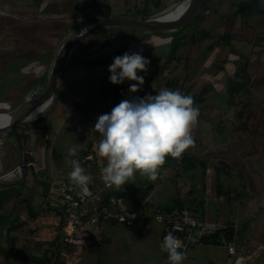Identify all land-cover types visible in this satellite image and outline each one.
<instances>
[{
	"label": "crops",
	"instance_id": "1",
	"mask_svg": "<svg viewBox=\"0 0 264 264\" xmlns=\"http://www.w3.org/2000/svg\"><path fill=\"white\" fill-rule=\"evenodd\" d=\"M110 1L69 0V5H66L67 0H0V11L6 14V16H2L1 18H15L24 21L34 19L44 25V33L34 36L36 44L26 46L27 52L25 51V56H30L32 59L27 61L25 59L19 60L20 70L23 74H26L25 69L31 63L36 64L30 73L32 72L31 75L33 74L32 80H38V86L37 83L35 84L36 86L34 85L35 87L33 84L27 85L24 87V94L18 96L16 100H24L22 103L28 102L32 98L40 97L47 88L49 66H47L46 61L49 62L51 58L54 61V54L57 49L59 47L62 48L67 42L66 39L62 38L57 46L60 35L52 44V35L48 34H54L57 31L58 24H63L64 31L74 29L69 25L74 14L73 11L77 8L80 11V8L88 10L91 3L97 4L98 2L95 9L99 12H101L100 8L107 9L110 11L112 18L122 17L121 1ZM183 2L184 0H145V3L141 4H143V9L150 11L149 17L153 18L155 17L154 14L157 15L159 11H165V6H167V11H165L167 13ZM128 5V9L135 7V5L132 7L130 3ZM100 15L104 16L101 13ZM139 15L143 18V14L139 13ZM59 17L62 19H59ZM129 17H134L138 20L135 14L134 16L129 15ZM122 29L113 28L97 33L101 34L116 30L113 35H110L111 37L108 36V39H100L95 45H92L94 48H97L98 43L102 41L104 45L118 46V49L112 53L103 57H96L98 55L97 52L91 55L88 54L89 51L85 53L84 51L77 50L57 79L55 91L58 89L59 93L56 92L57 99L54 106L43 115L27 121L23 132V135H27V137L17 141L22 147L25 162L26 154L30 158L29 168L27 171L24 170V179L21 182L20 176L10 178L7 175L17 165H20L18 144H12L8 141V144H10L9 149L0 153V183L3 184L0 186V264H26L28 261H33L35 264L107 263L106 261H102L103 247L106 248L107 243L101 242V240L103 237L104 241L107 239L110 242L105 235V231H109L110 227H115L120 223H117L115 220H105L103 215L99 213L97 215L92 214L90 220L83 222L81 220L85 215L83 214V210L66 204V201L70 197L77 195V198H79L81 196L79 194L80 189L69 181L68 172L71 171V165L68 161L71 159L79 160L82 167L85 168L86 174L91 175V182L87 186L88 191L84 195L90 200L91 204L89 208L92 209V202L96 201L94 198L97 199L101 196L99 190L102 191L104 188L102 186L104 182L101 178V169L106 164V161L97 155V145L101 136L98 132L92 130L97 117L101 114L110 113L112 108L124 99L132 97L143 98L149 95L152 90L149 83L155 80L162 67L165 66V61L171 50L168 43H166L168 41L167 36L171 33L150 32L151 34H148L145 31H141L145 32V35L138 39L132 37V33L139 30L131 31L123 29L125 30L123 31ZM88 41L89 39L81 46H84ZM130 43L133 45L132 48H130ZM92 46L90 47L91 49L93 48ZM145 46L147 52H145ZM133 47H136L137 51L142 49L141 54L143 56L144 53L147 54L150 51L151 57H153V62L148 67L147 73L138 72V75L144 77L145 82L136 93L129 92V87L132 83H135L134 81L125 80L123 84L114 85L109 81L110 73L108 71L114 57L121 56L125 52H130ZM3 50L5 49H0V57L5 54ZM77 52H80L79 57H75ZM83 55L84 58H82ZM19 56L20 58L24 57V54L22 53ZM156 56H160L162 59L156 60ZM74 58V64L71 65ZM37 63L38 65L40 63L46 64L45 72L42 75L43 69L38 67ZM59 95H61L60 98L58 97ZM22 103L18 102L16 104L21 105ZM222 125L224 126V129H222L224 131H219L220 133L214 129H204L205 126L202 130L198 127L199 133L192 134L194 141L195 138H198V143H195L192 149L189 148L185 152L189 154V152L193 151V155L203 160H212L216 156L217 158L222 157L228 164V133H226L228 132V125ZM193 130L196 132V127ZM73 146L77 148V155L75 157H68V150ZM217 151L219 152L216 154ZM207 169L202 184L206 186L209 194H212V187L217 184L216 182H219L221 185L227 187L225 193L228 195V174L225 173L223 177V174H221L218 177L214 167L208 166ZM161 170L162 176L166 173L169 174L172 171L169 167V162L166 161ZM163 171L165 172L163 173ZM186 172L181 174L176 172L172 177L171 185L160 181L159 178L155 184L159 186L157 185L154 188L155 190L150 194L153 196V194L157 193L159 196L157 197L159 203L154 204V206L161 209L173 206L179 207L181 205L179 200H185L186 204H188L187 208L195 209L199 216L201 215L204 220H207L205 213L206 208H209L210 200L205 205H196V202L199 200L194 201L192 197H190L191 200H187L188 198L183 193L185 185H187V192H194L196 190L194 181L191 179L193 177L191 176L192 174L188 171ZM239 175L240 177L238 178H241L243 183H248L249 180L257 178L255 176L243 175L242 173H239ZM4 176L6 179L3 178ZM176 182L179 188L184 187L183 191L172 187L173 184L176 185ZM43 183L49 187L47 195L44 194ZM164 184L167 187H162ZM163 192H168V201H172V204H167V200L163 199ZM224 198L222 197L220 201L222 208L220 216L226 215L228 217V210L226 212L223 211L226 204ZM129 199V196L126 197L125 202L127 200L126 205L132 210L135 207V203H131ZM198 210H202V212ZM100 217L103 221H99ZM212 223L216 222L212 221ZM87 224L91 226H87ZM158 224L161 223L158 222ZM217 224L219 225V223ZM135 225L127 227H135ZM155 231L157 232V237H159L158 243L161 244L166 236L163 225ZM67 235L73 236V238L69 239L71 243L67 239L65 241ZM215 245H223L225 248V255L223 256L222 253L220 256V259H222L220 264H229L230 260L226 243ZM201 246H204L206 250L199 249ZM210 246L200 244L192 248L195 249V253H191L190 256L187 255L183 264H205L204 260L208 261V264H214L213 257L215 256V252L209 249ZM142 250V255L145 254L146 256L139 257L137 264H168L167 253L162 252L158 247L157 254L152 249L146 251L147 246H142ZM114 262L117 264H127L125 260H121V262L114 260Z\"/></svg>",
	"mask_w": 264,
	"mask_h": 264
},
{
	"label": "rangeland",
	"instance_id": "2",
	"mask_svg": "<svg viewBox=\"0 0 264 264\" xmlns=\"http://www.w3.org/2000/svg\"><path fill=\"white\" fill-rule=\"evenodd\" d=\"M68 1L66 5H69ZM107 1L111 2L110 0ZM120 1L122 5L121 15L134 16L135 14L138 20L143 21L138 10L143 9V4L141 3H145V0ZM188 1L190 0H184V2ZM243 1L247 0H211L210 13L205 14L207 16L205 22L184 30L181 35V46L177 51V59L165 66L156 76L155 80L149 83L152 89L149 95H155L164 88L170 90L179 89L183 94L191 96L205 93V103L196 104L200 109V116L196 132L193 130L192 134H198V127L202 130L204 126V129L210 128L220 133L219 131H224L222 130L224 129L222 124L228 125V132H226L228 133V164L224 161V158H217L216 155L212 160H205L208 166L216 169L218 177L221 174H223L222 177L225 173L228 174V195L225 193L227 187L221 185L219 182H216L217 184L212 187V194H209L206 186L202 184L208 170H206L207 166L196 168V165V169L191 168L187 170L184 166L181 167L179 163L181 158H179V162H176L175 159L171 160L169 167L172 171L162 176L161 170L158 178L152 182L157 183L160 178V181L171 185L172 177L176 172L179 174L187 173L186 171L190 172L191 176H193L191 179L194 181V187L196 188L194 192H187V185H185V190L183 191L184 187L179 188L177 182L172 187L182 190L185 197L188 198L187 200H191L190 197L194 201L199 200L196 202L197 204L195 203L196 205H205L210 200L209 208H206L205 213L207 221L219 223L220 228L223 229L233 228L237 243L241 247L248 251L259 252L255 264H264V14L243 18L238 13V6ZM129 3L132 7L134 5L135 7L128 9ZM258 4L264 11V0H259ZM95 5H98V2ZM95 5L93 3L89 4L90 8L88 10L80 8V11L77 8L73 11L74 14L69 25L74 29L64 31L63 24H58L57 31L54 34H48L52 35V44L60 35L57 46L62 38L68 41L78 31V25H82L91 19H96L101 16L100 13L102 15L106 13L107 9L98 6L101 9V12H99L95 9ZM166 8L167 6H165V11H167ZM165 11L162 10L157 15L154 14L155 17L150 18V20L167 14L168 12L165 13ZM59 19L62 18L59 17ZM184 27L178 29V31ZM114 31L116 30L95 34L87 42L89 45L86 43V45L80 46L78 50L87 53L92 45H95L100 39H108V36L113 35ZM201 31H204V33H201ZM40 33H44V25L37 20L28 19L24 21L0 17V49H5L3 50L5 54L0 57V113L16 115L20 111L21 106L27 103L26 101L21 105L16 104V98L24 94V87L29 84H33L34 86L38 82L36 79H31L33 74L31 75L32 72L30 73L36 64L33 63V65L31 63L25 69L26 74H23L20 70L19 60L25 59L27 61L32 59L30 56H25L27 52L26 46L35 45L34 36ZM147 33L151 34L150 32ZM132 34V37L140 39L145 35V32L135 31ZM171 34L167 36L168 41H166L170 48L172 41L177 39V36L174 39V37L170 36ZM205 35L207 36L204 37ZM197 37L202 38L203 41H198ZM132 46L131 44L130 48ZM59 49L60 47L56 53ZM117 49L118 46L104 45L101 41L98 43V47H93L88 54L92 55L97 52L98 55L96 57H103ZM135 51H137L136 47L130 50V52ZM145 52H147L146 46ZM22 53L24 57L20 58L19 55ZM79 53L77 52L75 57H78ZM145 54L144 57L150 60V64L148 65L150 67L153 62L152 54L150 51ZM82 58H84V55ZM155 58L156 60L162 59L160 56H156ZM51 59L49 62L46 61L47 66L52 62ZM74 60L75 58L72 60L71 65L74 64ZM37 66L43 69L42 75L45 72L46 64L40 63L38 65L37 63ZM233 84L240 85L241 90L238 95L232 98L228 89ZM26 123L20 122L15 124L14 127L21 124L19 132L23 133L25 130L24 126L27 125ZM14 131L17 133L15 128ZM8 141L12 144L17 143V140L10 131L0 133V153L9 149L10 144H8ZM195 143H198V138H195ZM192 152H189L188 155L197 158ZM198 159L201 158L198 157ZM19 167L20 165H17L7 175L12 178L13 174L18 173ZM239 173L257 178L249 180L248 183H243L241 178H238L240 177ZM5 176L3 177L4 179H6ZM147 180L146 177H141L137 174L135 180L130 181V184L127 185L128 187H122L125 197L129 196L131 203L134 204L135 200H137L133 189L138 186L140 187ZM157 185H155V188ZM102 186V191L99 190L101 196L98 197L99 199L97 198L98 200L94 198L96 201L92 202L93 207L91 208L93 210L95 209V205H100L104 197L110 193L111 187L105 183ZM162 187L167 186L164 184ZM157 197H159L157 193L153 194L146 212L139 217L135 227L117 224L115 227H110L109 231H105V235L110 242L107 239L104 241L102 237L101 242L107 243V247H103L102 261H106V264H117L114 260H118V262L125 260L127 264H137L139 257L146 256L145 254L142 255V246H147L146 251L152 249V251H156L155 254L158 253L157 247L160 249V243H158L159 237H157L155 230L161 228L162 225L158 224L155 216L156 208L154 204L159 203ZM162 197L167 200V204H172V201H168V192H163ZM222 197H225L226 201L223 211L226 212L228 210V217L226 215L220 216L222 214L220 204ZM253 204L255 205L253 206ZM199 212H202V210ZM99 221H103L102 218ZM90 224H87V226ZM199 249H205V247L201 246ZM209 249L215 252L216 257H213L214 264H220L222 262V259H220L221 254L225 255L224 246L211 245ZM194 250L190 249L187 255L190 256L191 253H195ZM204 262L205 264L209 263L206 260Z\"/></svg>",
	"mask_w": 264,
	"mask_h": 264
},
{
	"label": "clouds",
	"instance_id": "3",
	"mask_svg": "<svg viewBox=\"0 0 264 264\" xmlns=\"http://www.w3.org/2000/svg\"><path fill=\"white\" fill-rule=\"evenodd\" d=\"M141 52L142 49L114 57L108 68L110 83L134 81L129 92H138L145 82L138 72L147 73L150 64ZM199 116V107L191 95L167 88L155 95L124 99L110 113L99 115L92 130L101 136L97 155L106 161L101 169L103 182L119 189L134 181L137 174L155 181L168 157L179 159L194 146L192 131ZM67 155L75 157L77 148H69ZM68 162L69 181L80 189L79 194H86L91 175L86 174L79 160ZM181 248V240L171 231L160 244L161 251L167 253L168 264H183L187 256Z\"/></svg>",
	"mask_w": 264,
	"mask_h": 264
},
{
	"label": "water",
	"instance_id": "4",
	"mask_svg": "<svg viewBox=\"0 0 264 264\" xmlns=\"http://www.w3.org/2000/svg\"><path fill=\"white\" fill-rule=\"evenodd\" d=\"M200 1L201 0H190L180 4L174 10L170 11L174 12L180 8L186 7V11L174 20H165V17H157L151 20L138 21L134 17L129 16L116 17L112 19L99 16L96 19H91L88 22H84L79 27L80 31L73 36L70 42L64 47L60 48L59 51L54 54V61H52L49 65L47 88L44 93L40 95V97L32 98V100L30 99L27 103L22 105L20 111L17 112L16 115H11L13 117L11 126L4 131H0V133L10 131V133L18 141L19 137L14 131L15 124L27 122L37 118L43 115L49 108L54 106V103L57 99V93L55 91L57 79L78 48L93 35L113 28H123L131 31L139 30L151 33H174L190 22ZM179 20H182L181 24L174 27L173 25ZM18 147L20 152L19 168L21 171V182L24 179L25 159L21 145L18 144ZM2 185L3 184L0 183V186ZM117 197H123L122 193H118Z\"/></svg>",
	"mask_w": 264,
	"mask_h": 264
},
{
	"label": "built area",
	"instance_id": "5",
	"mask_svg": "<svg viewBox=\"0 0 264 264\" xmlns=\"http://www.w3.org/2000/svg\"><path fill=\"white\" fill-rule=\"evenodd\" d=\"M2 16H6V14L0 11V17ZM17 172V174L12 175V178L20 176V168ZM151 197L152 195H149L135 210L129 209L125 198L117 197V195L110 198L108 205L96 204L94 210L89 208L91 202L86 195H81L79 198L70 197L66 204L82 209L85 215L94 211V214L103 215L105 220H115L117 223L126 226H134L138 217L146 212ZM155 216L156 220L163 225L165 235L171 231L174 236L181 240L182 248L180 250L186 255L190 249L202 244L201 239L203 237L213 235L220 229L217 223L200 218L198 213L190 208H174L170 211L156 208ZM225 243L230 260L229 264H255V260L259 256L258 251H248L241 247L237 243L235 235L233 239ZM26 264L35 263L28 261Z\"/></svg>",
	"mask_w": 264,
	"mask_h": 264
},
{
	"label": "trees",
	"instance_id": "6",
	"mask_svg": "<svg viewBox=\"0 0 264 264\" xmlns=\"http://www.w3.org/2000/svg\"><path fill=\"white\" fill-rule=\"evenodd\" d=\"M258 2H259V0L243 1L238 6V13L243 18H245V17H253V16L264 14V11L259 6ZM210 4H211V0H201L199 2L198 6H197V12L192 16L190 22L182 30L176 31V32H174V33H172L170 35V36L174 37V39H175V36H177V39L172 41L171 50H170L168 58L165 61V66H167L172 61L177 59V51L180 49V46H181V35L184 32V30H186L189 27L194 26L196 24L200 25V24L205 22V19L207 17L205 14H209L210 13L209 12ZM95 7H97V6L95 5ZM138 12L140 14H143V21H146V20L150 19V17H149L150 16L149 15L150 11L149 10L142 9V10H139ZM152 12H154V11H152ZM104 16L107 19H112V15H111L110 11H108V10H106V13H104ZM128 33H130V31H128ZM201 33H204V31H201ZM201 33H200V35H201ZM206 36L207 35H205L204 37H206ZM197 39H198V41H203L202 38L197 37ZM164 67H162L161 70H163ZM228 90L231 93L232 98H233L234 96L239 94V92L241 90V86L238 85V84H233V85L229 86ZM188 91H189V89H188ZM56 92L59 93V90L56 89ZM204 95H205V93H201L198 96H192L194 98L195 105L197 103H203L205 101ZM58 97L60 98L61 95H59ZM16 102L17 103L18 102L22 103V102H24V100H16ZM14 128L17 131L20 140H22L24 137L25 138L27 137V135H23V133L19 132V129H21V124L20 125L19 124L16 125ZM25 158H26V162H25L24 170L27 171L28 168H29L28 164L30 162V158L28 157L27 154L25 155ZM171 160H173V158H171V157H168L166 159L167 162H170ZM175 160H176V162H179V159H175ZM179 163H180L181 167L184 166L187 170L191 169V168L196 169V168H198L200 166L203 167V168L205 166H207V168H208V164H207V162L205 160L198 159V157L197 158L190 157L186 152L183 153ZM196 165H197V167L195 168ZM207 168H206V170H207ZM129 184H130V181H129V183L125 184L124 186H121L119 189H117V188H115L113 186L111 188V190H110V193H108L104 197V199L101 201V203H100L101 206L102 205H108L110 198L113 197V196H116L118 193H122L123 197L126 198L125 197V193L122 191V187H128L127 185H129ZM155 184L156 183L147 180L144 183H142V185H140V187L138 186V187H135L133 189V191L136 193V199H137V200H135V207H138V205L152 193V191L155 188ZM46 185L47 184H44L43 186H44V194L47 195V193L49 191V187L46 186ZM75 197L77 198V195ZM179 201H180V204H181L179 207L173 206V207H170V208H164V210L170 211V210H172L174 208H187L186 206L188 204H186L185 200L184 201L179 200ZM135 207L132 210H135ZM92 213H93V211H91L87 215H84V217H82L81 220L83 222H87L90 219V217L92 216ZM199 217L203 219L202 216H199ZM234 235H235V233H234V229L233 228L232 229L220 228L213 235H209V236L203 237L201 239V242L204 245L224 244L226 241H229V240L233 239ZM71 238H73L72 235H67L66 238H65V241L67 239V241L69 243H71V240H69ZM68 242H66V243H68Z\"/></svg>",
	"mask_w": 264,
	"mask_h": 264
},
{
	"label": "bare ground",
	"instance_id": "7",
	"mask_svg": "<svg viewBox=\"0 0 264 264\" xmlns=\"http://www.w3.org/2000/svg\"><path fill=\"white\" fill-rule=\"evenodd\" d=\"M186 11V7H183V8H180V9H178L177 11H174V12H170V13H168V14H165V15H163V16H160V17H165V20H174V19H176V18H178L179 16H181L184 12ZM181 22H182V20H179L178 22H176L173 26L174 27H176V26H178V25H180L181 24ZM79 32V30L78 31H76L74 34H77ZM74 34H73V36H74ZM73 36L66 42V44L65 45H67L69 42H70V40L73 38ZM94 36V35H93ZM65 45H63V47L65 46ZM86 45V44H85ZM87 45H89L88 43H87ZM87 50V49H86ZM90 51V50H89ZM86 53V52H85ZM82 55V54H81ZM80 56V55H79ZM78 56V57H79ZM18 107V106H17ZM20 107V106H19ZM4 109V108H3ZM1 110V109H0ZM13 115V114H12ZM12 122H13V117L10 115V114H8V113H0V131H4L5 129H7V128H9L10 126H11V124H12Z\"/></svg>",
	"mask_w": 264,
	"mask_h": 264
}]
</instances>
